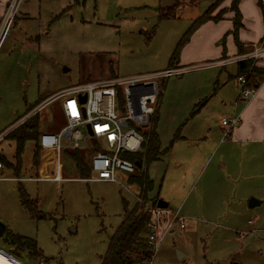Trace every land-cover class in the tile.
Returning <instances> with one entry per match:
<instances>
[{"label": "rangeland", "instance_id": "1", "mask_svg": "<svg viewBox=\"0 0 264 264\" xmlns=\"http://www.w3.org/2000/svg\"><path fill=\"white\" fill-rule=\"evenodd\" d=\"M30 1L36 19L13 26L0 47V133L30 118L33 108L28 106L58 90L178 66H170L172 56L177 50L179 58L182 55L194 21L206 10L220 19L231 11L226 0ZM252 2L247 0L248 8ZM170 6H175L171 11L176 18L161 14V8ZM222 22L223 26L232 23ZM226 40L231 48V36ZM212 49L216 50L205 43L183 56ZM212 61L194 62L183 66L187 67L183 73L159 80L158 131L163 148L171 145V150L148 167L155 187L147 204L156 196L171 202L170 210H180L188 227L165 237L154 264H264V202L248 205L251 197L264 199V149L255 152L252 147L229 144L217 151L213 142L223 133H213L210 146L203 142L207 129L214 132L222 125L220 118L229 116L213 93L225 77L229 82L238 80L236 63L203 66ZM260 75L252 73L251 80ZM209 97L213 101L203 111ZM35 115L41 132H57L66 123L58 100ZM80 129L88 136L85 127ZM36 143H25L20 174L11 167L14 172L5 170L4 176L54 175L56 151L41 149L36 167ZM95 150L90 143L82 150L87 162ZM67 151L61 156L62 176L67 179L61 182L0 180V221L14 233L35 238L43 252L42 257L31 258L28 251L15 255L27 264H101L123 219L124 201L130 208L137 204L139 188L126 174H117L124 185L86 181ZM15 152L14 141L0 142V153L17 166ZM86 175L95 176L92 171ZM22 190L37 201L35 212L22 204ZM0 248L13 253L4 236Z\"/></svg>", "mask_w": 264, "mask_h": 264}, {"label": "built area", "instance_id": "2", "mask_svg": "<svg viewBox=\"0 0 264 264\" xmlns=\"http://www.w3.org/2000/svg\"><path fill=\"white\" fill-rule=\"evenodd\" d=\"M264 16V0H257ZM22 0H8L4 4L3 14L0 16V47L16 22L18 8ZM264 56V34L245 53L220 58L203 66H224L238 63L241 60H259ZM187 67L176 66L164 70L141 73L128 77H112L104 80L87 81L63 89L36 105L28 116L39 113L53 101H60L61 110L66 119L65 125L57 132H43L39 137L41 149L56 151L57 161L54 175L46 178L4 176L6 168L0 159V180H53L63 181L61 156L63 150H85L88 143L95 148V153L89 155L88 165L94 177H84L86 181L118 182V172L134 175L138 171L140 159L132 157L143 150L146 132L152 127L159 106V80L174 74H181ZM239 100H249L257 93L258 87L249 82L246 76L238 77ZM86 100L82 101L81 97ZM27 120V119H26ZM22 122L11 128L14 129ZM223 126V139L228 138L233 129L241 122L239 115L220 118ZM86 128L87 134L80 127ZM0 133V142L11 131ZM89 150V148L87 149ZM88 154V152L86 151ZM139 203L143 199L137 195ZM150 215L147 224V240L152 250L149 259L139 264H154L158 250L165 237L177 228L184 230L188 225V218L180 214V210H170L150 203L145 206ZM0 251L16 258L10 251L0 248Z\"/></svg>", "mask_w": 264, "mask_h": 264}, {"label": "trees", "instance_id": "3", "mask_svg": "<svg viewBox=\"0 0 264 264\" xmlns=\"http://www.w3.org/2000/svg\"><path fill=\"white\" fill-rule=\"evenodd\" d=\"M218 2L224 0H217ZM240 0H232L230 5V10L235 13L233 17L234 22V35L236 36V44L239 48L240 53L243 52L242 44L239 41L238 30L241 24V13L239 9ZM175 6L161 8V14L165 18L175 17V14L171 11ZM209 20L219 21V17H212L206 12L198 17L192 27L187 31L185 36V41H187L193 32L199 28L203 23ZM179 58L178 50L172 56L171 62L174 64L175 59ZM253 59L241 60L238 62L237 76H246L249 82L254 83L259 87L260 83L264 80V68L256 66ZM112 71V69H111ZM252 73H260V76H254L256 80H251L253 78ZM114 74V73H113ZM43 99H38L35 104L28 106V110L34 108L36 105L42 102ZM204 102H201L203 104ZM159 122V106L155 115L154 123L149 131L146 132V140L143 146L142 152L132 156L140 159L141 167H138V171L134 175L128 177V181L131 184H136L139 188L138 196L143 199V203H139L130 208L129 203L124 201V215L121 223L116 228L114 234L110 237L108 243V249L106 253L101 256V264H139L140 262L147 260L152 255L151 247L147 240V224L149 222L150 215L145 210L147 202H149V193L153 191L155 187L154 180L151 178L148 167L149 165L157 160L170 150L171 145L166 148H162L160 135L157 131V126ZM40 131V121L39 116L35 115L23 123L18 125L16 128L12 129L6 138L11 139L16 143L15 157L17 158V166L10 163L6 156L0 153V159L5 165L10 167H15L16 173L21 171V154L24 145L29 140H35L36 152L34 154L33 162L34 165H38L39 155H40V144L39 137L41 135ZM67 153L73 158L77 163V168H79L80 173L85 177V175L90 173V168L87 163L86 154L82 150H70ZM86 175V176H87ZM83 177V178H84ZM159 196H156L153 203H156ZM22 204L29 209L31 212H35L37 201L32 199L28 194L22 190L21 193ZM39 217H45V214H39ZM5 242L12 246V251L14 255H18L23 251H28L29 257L43 256L42 249L39 248L38 242L35 238L14 233L8 229L4 232Z\"/></svg>", "mask_w": 264, "mask_h": 264}, {"label": "crops", "instance_id": "4", "mask_svg": "<svg viewBox=\"0 0 264 264\" xmlns=\"http://www.w3.org/2000/svg\"><path fill=\"white\" fill-rule=\"evenodd\" d=\"M7 1L8 0H0V16L3 14L4 4ZM231 1L232 0H226L225 3H227V5H231ZM24 2L23 4H20L18 8V17L14 24L15 27H17L21 23H24L27 20L36 19V17L32 15L33 13L30 12L31 8L29 7V3L31 1L25 0ZM246 2L247 0H240L239 3L242 25L238 30V37H239V41L242 44V48H243L242 50L244 53L250 50L252 48V44L258 42L264 34V16L261 6L259 5L257 0H253L252 4H250V8H248ZM232 12L230 11L227 17L224 19H220L219 21L209 20L203 23L199 28H197L190 36V38L187 40L186 44L183 46L182 55L178 59L179 61L178 60H177L178 62L175 61L174 64L170 62V66H173L175 64H177L178 66H187L198 61L218 60L225 56H234L237 54H241L236 44V36L234 35L235 26L233 22V17L235 13ZM172 18H176V16ZM226 19H228L232 23L231 24L229 23L227 26H223L222 21ZM227 35H230L232 38L230 43L231 48H228L226 44ZM205 43L209 44L210 48L211 46H213L214 48H216V50L212 49V51L210 52L207 51L203 53L198 51L195 54L192 55L187 54L183 56L184 52L188 50L199 49V47ZM230 49H232L233 51L231 52ZM256 61H257L256 64L258 66L264 68V56ZM235 65H236L235 72L237 73L238 63H236ZM238 83H239L238 80L237 82L236 81L229 82L227 76V78L225 77L224 79H222L221 85L219 84L220 86L218 87L217 91L213 93V96L219 98L221 105L225 106L224 108L227 109V111H229V116L239 115L241 118V122L233 129L231 135L228 138L226 139L221 138L219 139V141L215 140L213 142L214 149L218 151L220 150L222 145L236 144L237 146H241L243 148L252 147L255 152L262 151L264 149V80L260 83L256 95L246 101L238 99L239 89H240ZM59 91L61 90H58L55 93ZM231 92L232 95H230ZM53 94L48 95V97L52 96ZM48 97H46L45 99H47ZM212 99L213 97L212 98L209 97L206 100L207 103L204 102L206 105L203 103L204 104L202 109L203 111H206V109L209 108L211 102L213 101ZM159 119H160V114H159ZM157 131H158V126H157ZM43 132H49V131H42V133ZM206 132H207L206 136L203 137V142L205 143V145L210 146L209 141H212V139L215 138V135L213 133H215L217 136L218 134L222 135L223 127L222 125L219 128L217 127L216 130H214V132H213V128L212 129L209 128L207 129ZM206 142L208 144H206ZM161 146L163 148L162 139H161ZM168 152H166L164 155H166ZM223 166L224 168H226L225 163ZM5 170L13 171V169L8 165H6V168L2 171L3 174ZM20 172L18 174H20ZM8 178H13V177H8ZM192 188L193 186L191 187V189ZM257 200L260 201V203L257 205H260L264 202V199L263 200L257 199ZM170 204L171 202H168L169 209H170ZM250 223L252 224L253 222Z\"/></svg>", "mask_w": 264, "mask_h": 264}, {"label": "water", "instance_id": "5", "mask_svg": "<svg viewBox=\"0 0 264 264\" xmlns=\"http://www.w3.org/2000/svg\"><path fill=\"white\" fill-rule=\"evenodd\" d=\"M81 99H82V101H85L86 97L82 96ZM137 164H138V167H141V165H142L141 162H138ZM259 203H260L259 200H257L255 197H252V198H250L248 204L250 207H254ZM157 206L162 207V208H167L168 202L163 200L162 198H159L157 200ZM5 229H6L5 224L0 221V237H3ZM178 256H179V258H183L184 254H182L180 251H178Z\"/></svg>", "mask_w": 264, "mask_h": 264}, {"label": "bare ground", "instance_id": "6", "mask_svg": "<svg viewBox=\"0 0 264 264\" xmlns=\"http://www.w3.org/2000/svg\"><path fill=\"white\" fill-rule=\"evenodd\" d=\"M0 264H23L16 258L10 257L9 255L0 251Z\"/></svg>", "mask_w": 264, "mask_h": 264}]
</instances>
